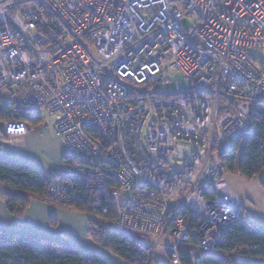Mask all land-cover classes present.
<instances>
[{
	"label": "built area",
	"instance_id": "built-area-1",
	"mask_svg": "<svg viewBox=\"0 0 264 264\" xmlns=\"http://www.w3.org/2000/svg\"><path fill=\"white\" fill-rule=\"evenodd\" d=\"M262 103L264 0H0V148L54 117L66 154L48 198L107 191L153 264H204L186 245L211 252L243 217L220 159Z\"/></svg>",
	"mask_w": 264,
	"mask_h": 264
},
{
	"label": "trees",
	"instance_id": "trees-1",
	"mask_svg": "<svg viewBox=\"0 0 264 264\" xmlns=\"http://www.w3.org/2000/svg\"><path fill=\"white\" fill-rule=\"evenodd\" d=\"M38 122L34 121L33 125ZM220 162L222 171H236L246 179L264 173V103L257 106L251 118L249 135L240 139L235 149L221 157ZM55 181V177L48 179L38 168L0 156L2 197L9 213L16 217L24 215L31 197L46 200ZM77 190L80 198L71 208L91 216L90 236L95 244L125 264H153V247L145 236L116 229L120 201L111 198L107 191H91L81 186ZM185 248L197 250L204 264H264L252 261L264 260V227L249 220L243 210V217L230 225L222 244L215 250L204 252L194 242ZM185 258L192 264L190 257ZM0 264L113 263L98 253L84 252L67 243L0 230Z\"/></svg>",
	"mask_w": 264,
	"mask_h": 264
},
{
	"label": "crops",
	"instance_id": "crops-1",
	"mask_svg": "<svg viewBox=\"0 0 264 264\" xmlns=\"http://www.w3.org/2000/svg\"><path fill=\"white\" fill-rule=\"evenodd\" d=\"M65 154L63 139L45 128L34 126L25 137L15 140L13 148H0V156L5 160L38 168L48 179L55 177ZM3 191L0 182V230L67 243L84 252L98 253L113 264H125L94 243L90 236L92 218L88 214L31 197L24 215L16 217L7 210Z\"/></svg>",
	"mask_w": 264,
	"mask_h": 264
},
{
	"label": "rangeland",
	"instance_id": "rangeland-1",
	"mask_svg": "<svg viewBox=\"0 0 264 264\" xmlns=\"http://www.w3.org/2000/svg\"><path fill=\"white\" fill-rule=\"evenodd\" d=\"M181 25L187 31L194 28L198 25V18L194 15L185 17ZM183 76L179 72H171L169 77V83L166 85V90L174 91L176 90V82L182 81ZM44 121H39L34 127H42L47 129L49 132H53L56 136L53 124L54 117L44 115ZM47 123V125H45ZM62 139V138H61ZM190 155L182 156L180 160L174 161L172 159L168 160V164L171 168L179 170L183 168L186 164L185 159L189 158ZM223 178L227 182L230 189L241 198L243 201V210L246 213V216L252 222L264 227V173H261L252 179H246L241 177L238 172H230L223 170ZM48 202L52 203L55 206L71 208L68 206L57 205L52 202L48 196L46 197ZM97 219V218H96ZM119 223V222H118ZM134 232V231H133ZM147 238V237H146ZM194 255L199 257L197 250L192 249ZM117 258V257H116ZM120 260V259H119ZM160 264H172L162 250L159 254ZM253 262L264 263V260H252Z\"/></svg>",
	"mask_w": 264,
	"mask_h": 264
},
{
	"label": "water",
	"instance_id": "water-1",
	"mask_svg": "<svg viewBox=\"0 0 264 264\" xmlns=\"http://www.w3.org/2000/svg\"><path fill=\"white\" fill-rule=\"evenodd\" d=\"M198 262H200V260H197Z\"/></svg>",
	"mask_w": 264,
	"mask_h": 264
}]
</instances>
